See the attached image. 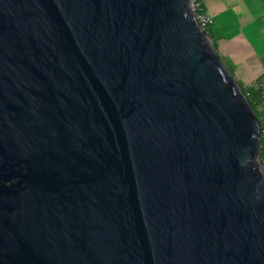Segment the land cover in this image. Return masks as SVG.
<instances>
[{
    "label": "water",
    "instance_id": "95a60500",
    "mask_svg": "<svg viewBox=\"0 0 264 264\" xmlns=\"http://www.w3.org/2000/svg\"><path fill=\"white\" fill-rule=\"evenodd\" d=\"M261 136L188 0H0V264H264Z\"/></svg>",
    "mask_w": 264,
    "mask_h": 264
},
{
    "label": "crops",
    "instance_id": "0c3cea01",
    "mask_svg": "<svg viewBox=\"0 0 264 264\" xmlns=\"http://www.w3.org/2000/svg\"><path fill=\"white\" fill-rule=\"evenodd\" d=\"M207 32L228 69L247 88L264 82V0H200Z\"/></svg>",
    "mask_w": 264,
    "mask_h": 264
},
{
    "label": "trees",
    "instance_id": "16d2710c",
    "mask_svg": "<svg viewBox=\"0 0 264 264\" xmlns=\"http://www.w3.org/2000/svg\"><path fill=\"white\" fill-rule=\"evenodd\" d=\"M207 34H208V32H207ZM229 71L234 76L233 72L231 70H229ZM235 79L237 80L241 89L243 90V92L247 96L252 108L254 109V111L257 114L258 119L260 121L261 129H262V136L260 139L259 157H260V160L262 162H264V99L261 98V89L259 87V84L262 82V80L255 81L251 85V87L247 88L237 78H235Z\"/></svg>",
    "mask_w": 264,
    "mask_h": 264
},
{
    "label": "built area",
    "instance_id": "2783aa9c",
    "mask_svg": "<svg viewBox=\"0 0 264 264\" xmlns=\"http://www.w3.org/2000/svg\"><path fill=\"white\" fill-rule=\"evenodd\" d=\"M192 11L195 13L197 19L201 23L203 29L207 31L208 27L212 24V18L206 13L200 12V0H188ZM261 89V98L264 99V82L259 84ZM262 168L264 170V162H262Z\"/></svg>",
    "mask_w": 264,
    "mask_h": 264
},
{
    "label": "rangeland",
    "instance_id": "374dc122",
    "mask_svg": "<svg viewBox=\"0 0 264 264\" xmlns=\"http://www.w3.org/2000/svg\"><path fill=\"white\" fill-rule=\"evenodd\" d=\"M230 70V69H229ZM236 78V77H235Z\"/></svg>",
    "mask_w": 264,
    "mask_h": 264
}]
</instances>
